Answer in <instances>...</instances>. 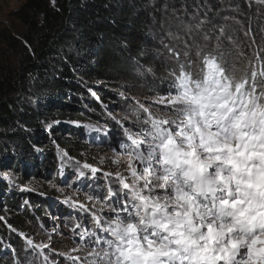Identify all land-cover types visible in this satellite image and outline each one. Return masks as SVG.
Returning a JSON list of instances; mask_svg holds the SVG:
<instances>
[{"label": "trees", "instance_id": "16d2710c", "mask_svg": "<svg viewBox=\"0 0 264 264\" xmlns=\"http://www.w3.org/2000/svg\"><path fill=\"white\" fill-rule=\"evenodd\" d=\"M12 16L0 27V264H23L19 234L53 222L45 183L84 158L85 126L109 123L121 90H180L183 51L198 47L222 57L236 80L251 83L255 72L257 94L264 90L261 0H24Z\"/></svg>", "mask_w": 264, "mask_h": 264}, {"label": "snow or ice", "instance_id": "6c2138e0", "mask_svg": "<svg viewBox=\"0 0 264 264\" xmlns=\"http://www.w3.org/2000/svg\"><path fill=\"white\" fill-rule=\"evenodd\" d=\"M174 55L179 60V53ZM184 55L188 63L180 64V91L167 98L172 118L152 121L147 156L136 151L142 142L133 140V158L145 166L138 173L132 161L127 162L131 184L115 173L132 199L118 201V208L105 205L114 219L94 214L99 230L112 237L90 241L107 245L102 256L95 249L89 252L99 258L98 264H264V103L260 102L264 90L257 94L255 72L251 83L234 79L222 57L211 50L198 47L194 56ZM196 64L200 72L190 75L188 69ZM260 84L264 86V81ZM162 123L169 128H161ZM153 161L162 167L154 168ZM111 163L119 167L118 154ZM83 167L93 176L102 171L88 164ZM115 195L109 187L106 199ZM78 206L86 209L84 204ZM79 235L83 239L96 233Z\"/></svg>", "mask_w": 264, "mask_h": 264}, {"label": "rangeland", "instance_id": "374dc122", "mask_svg": "<svg viewBox=\"0 0 264 264\" xmlns=\"http://www.w3.org/2000/svg\"><path fill=\"white\" fill-rule=\"evenodd\" d=\"M23 1L0 0V27H9L11 22H15L12 11L20 7ZM181 43L186 44L185 41H181ZM183 52L185 54V52L190 53L191 51ZM139 90L143 94L121 90L124 95H122L120 109L106 111L104 118H107L109 123L102 127H85L86 136L83 138L86 139L84 142L88 144L90 150L81 152L84 158L69 160L62 164L57 176L54 178L57 182L45 183L48 189L53 192V195L48 197V214L54 223L43 221L38 224L34 231H28L26 235L19 234L24 239L23 243L25 245L23 264H89L93 261L98 264L99 258L89 255V252L95 249L102 256L101 249H107V245L103 243L97 245L90 243V241H95L97 237L107 239H112V237L108 233L99 230L94 214L103 220L108 219L110 216L114 219L115 214L111 213L105 205L118 208L119 203L132 199L131 192L123 189L122 184L119 183V177L115 173L118 171L124 178L125 183H132V176L127 167V162L131 160L137 167L138 173L145 166L139 160L133 158V148L136 147L133 140L142 142L136 151L147 156V145L152 139L147 134L154 132V129L141 130L139 128L140 124L147 125L150 122L152 123L153 120L165 121L171 119L173 116L172 111H170L172 105L167 103V98L176 95L180 91L177 87L167 86L161 94L151 96L150 93L152 92H149L151 89L145 82ZM161 97L165 98L163 102L160 100ZM137 101L139 104H137ZM139 105H143V108H140ZM104 106L109 107V104L104 102ZM144 109H147V111ZM117 121L121 123L118 124ZM160 127L168 129L169 125L162 123ZM172 127H175V125ZM94 129H100V131ZM125 129L128 131L126 132ZM129 133L131 138H129ZM117 154L120 158L119 167L111 163ZM69 158L67 157V160ZM152 163L156 169L162 167L156 165L155 161ZM84 164L102 171L93 176L90 169L83 167ZM65 167H68L69 170L65 171ZM69 171L75 174L73 178L69 175ZM81 171L85 173L83 177L79 175ZM209 171L214 172L215 169L210 168ZM104 172H110L113 175L107 177L103 175ZM142 185L143 180L139 182L138 187ZM109 187L116 192V195L111 199H106ZM157 191L163 193L162 189H157ZM144 194H148L147 189H144ZM172 195L174 197V192ZM73 201L76 202V205H73ZM118 201L119 203H117ZM79 204L86 205V209H81L78 206ZM77 224L81 227L77 228ZM85 232H95L96 235H84L81 239L79 234ZM28 240L32 241L31 245L27 243ZM45 245L47 247H44ZM74 249L76 250L74 251ZM70 257H79V259H71ZM17 263H19L18 260H16Z\"/></svg>", "mask_w": 264, "mask_h": 264}]
</instances>
